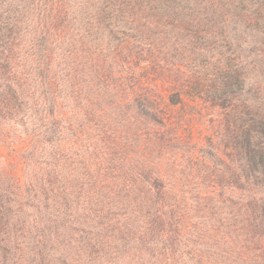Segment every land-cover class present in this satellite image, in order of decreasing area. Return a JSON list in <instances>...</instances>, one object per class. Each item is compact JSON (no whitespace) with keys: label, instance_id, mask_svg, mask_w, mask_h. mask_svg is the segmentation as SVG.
Returning a JSON list of instances; mask_svg holds the SVG:
<instances>
[{"label":"trees","instance_id":"obj_1","mask_svg":"<svg viewBox=\"0 0 264 264\" xmlns=\"http://www.w3.org/2000/svg\"><path fill=\"white\" fill-rule=\"evenodd\" d=\"M0 264H264V0H0Z\"/></svg>","mask_w":264,"mask_h":264}]
</instances>
